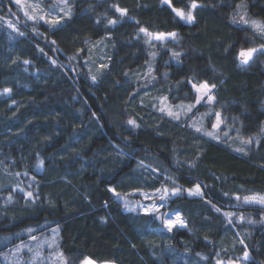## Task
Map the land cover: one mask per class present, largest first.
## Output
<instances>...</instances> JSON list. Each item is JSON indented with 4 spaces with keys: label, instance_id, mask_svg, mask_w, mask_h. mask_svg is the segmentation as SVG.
Returning <instances> with one entry per match:
<instances>
[{
    "label": "trees",
    "instance_id": "1",
    "mask_svg": "<svg viewBox=\"0 0 264 264\" xmlns=\"http://www.w3.org/2000/svg\"><path fill=\"white\" fill-rule=\"evenodd\" d=\"M69 1L71 17L50 26L0 0V236L16 244L59 227L69 264H214L245 252L244 264H264V204L245 202L264 199V54L237 58L264 37L235 23H264V0H195L191 23L162 0ZM171 2L188 10L192 0ZM141 28L176 36L152 47ZM101 39L109 60L94 82L83 63ZM151 61L170 102H195L192 83L215 84L212 111L228 135L210 139L139 104L132 75ZM170 181L183 192L164 210L186 227L166 232L122 203ZM197 184L203 195H189Z\"/></svg>",
    "mask_w": 264,
    "mask_h": 264
},
{
    "label": "rangeland",
    "instance_id": "2",
    "mask_svg": "<svg viewBox=\"0 0 264 264\" xmlns=\"http://www.w3.org/2000/svg\"><path fill=\"white\" fill-rule=\"evenodd\" d=\"M13 1L18 6L19 10L27 16V18L35 17V19H31V20H42L47 22L50 26H56L59 23L61 24L66 19L70 18L72 15V8L69 0H19V3H17V0H13ZM185 11L187 12L188 10ZM241 16H245V15L241 13ZM40 17H43V19H40ZM243 19L249 21V23L245 24L242 19L239 20V22L236 21L235 23H239L251 27L252 29H254L251 23L252 21H255L259 24H264L262 23L263 21L258 18L243 17ZM53 20L58 21V23H52ZM154 35L152 37L146 35L148 38L147 40L150 41L152 47H155L157 44L163 45L166 41L173 39V37L166 36V38L163 40H156L154 38ZM108 51H109V43L107 42L106 39L94 41L90 45L88 56L87 58L84 59L83 64H85L87 71L91 76L92 81L94 82L101 77L102 75L101 73L108 66L107 63L109 60ZM132 77L134 80L135 78L136 80H140L139 88L141 89V92H139L140 93L139 104L145 107L147 106L148 109L152 111L155 115L168 118L178 123L179 125L184 124L191 131L193 130L197 132L196 131L197 127H200L203 130L214 131L219 136V139L222 136H227L228 133L230 132L229 130H232V127L230 125L229 126L227 125L224 132L221 133V128L225 125L224 124L225 119L222 117V115L221 117L224 123L221 124L219 131L212 129V123L215 122V115L212 116V119H209L211 116H203L204 113L209 111V107H211L212 109V105L208 106L202 101L201 104L196 105V107L193 108L191 112L185 113V111L182 110L180 106L181 105L187 106L189 104H194L195 102H191V101L180 102V103L170 102L167 95L160 92L161 90L159 87L153 85L154 84L152 82L154 81L153 62L146 65L142 70L134 72ZM162 108L164 109V111H161ZM169 110L173 112H179L180 119L177 120L174 119L172 116H169L167 114ZM202 116L203 119H201ZM197 133L203 134V131ZM225 133H227V135H225ZM213 140H217V139H213ZM173 184L174 182L170 181V183L168 185H164V187H167L169 190L177 188L176 186L173 187ZM156 190L150 192L134 191L132 194L135 195L138 194L140 196L139 198L122 196L121 200L127 210L134 209L129 211H134V212L142 211L146 213L145 208L141 207V205L148 207L153 203L156 204L161 203L158 197L159 195L162 194V191L161 193H158L156 192ZM182 192L183 190L181 189L180 193ZM186 192L188 193L187 190ZM180 193H178L177 195H179ZM145 194H147L149 198H146ZM177 195H169L166 199L165 206L168 204V201L170 199H172L174 196ZM192 196L199 197L198 195H192ZM249 199L253 200L252 198ZM160 211L163 213H167L170 217H172V219H175V214L179 213L178 211L175 210L173 212H169L164 210V208H162ZM232 214L234 215L235 212H232ZM179 215L181 219L185 222L184 226L186 227L187 224L186 218L183 217L181 213H179ZM176 227H183V226L177 225ZM163 228H164L163 230H165L166 232H170L164 226ZM59 234H60V228L55 227L52 228L49 232L33 235L29 239L27 238V240L20 241L16 244H13V241L16 239V236L9 234L0 236V264H63L62 259L59 255L60 253H63L59 245L60 244ZM33 237H35V239H33ZM243 239H244L243 235L241 233L238 234L235 238L232 239L231 248L233 249L235 245H240L241 242H243ZM10 244L12 245L11 247H8L9 249H3L5 246L7 247V245ZM63 257L67 260V264H69L68 258L64 256V254ZM249 258L250 256L248 254V259H244V254H243L240 257V260L220 258L219 260H216L214 264H218V262H221V264H244L247 261H249ZM86 259H90V258H86ZM85 260L80 264H84ZM90 260L93 261L94 264H115L114 262L102 263V262H96L92 259ZM202 261L205 262V259H202ZM183 264H189V263L185 262ZM193 264H197V263H193ZM199 264H203V262H200Z\"/></svg>",
    "mask_w": 264,
    "mask_h": 264
},
{
    "label": "snow or ice",
    "instance_id": "3",
    "mask_svg": "<svg viewBox=\"0 0 264 264\" xmlns=\"http://www.w3.org/2000/svg\"><path fill=\"white\" fill-rule=\"evenodd\" d=\"M162 2L165 4H168L169 7L171 8V10L180 19L185 20L188 23H191L195 19V17L193 16V10H195L198 7V4L195 2V0H192L190 7H189L187 12L183 8L173 7L171 0H162ZM17 3H19V0H17ZM117 11L120 12L121 15H124L126 12V10H123L120 8H117ZM29 18L35 19V17H29ZM40 19H43V17H40ZM241 19L243 20V22L245 24L249 23V21L244 20L243 17ZM52 23H58V21L53 20ZM109 23L115 24L116 21L110 20ZM251 23H252L254 29L257 31V33L259 35H261L262 37H264V24H259L255 21H252ZM9 26L12 27V25H9ZM140 31L144 32L146 35H148L150 37H152L154 35L153 33L148 32V30L145 28H141ZM166 36L167 37H175L176 33H167V34L158 33V34L154 35V38L156 40H163L166 38ZM258 52L261 54H264V44H261L259 48H256V47H251V48H247V49L242 48L239 51L238 56H237V58L240 62V65L241 66L247 65L249 63V61H251L253 59L254 54H256ZM175 55H179V54L177 53ZM191 86L197 95H196L194 104H189L187 106H184V105L180 106L181 109L185 111V113L191 112L192 109L195 108L196 105L201 104L202 101L208 106H211L215 102V97L212 94L213 89H215V87H216L215 84L210 85L207 81H204V82L200 83L199 85H197L196 83H192ZM4 91L9 92L10 89H5ZM161 111H164V109L162 108ZM167 114L169 116H172L174 119H177V120L180 119V113L179 112H173V111L169 110ZM212 115H215V122L212 123V129L219 131L221 124L224 123V121L221 117V113H219V112L214 113L212 111L211 107H209V111L203 114V116H212ZM203 116L201 117V119H203ZM128 123L130 125L137 126L136 122L134 120H129ZM196 131L197 132L203 131L204 135H206L212 139L219 140V136L214 131L203 130L200 127H197ZM225 135H227V133H225ZM243 142L246 144H250V143H252V140H251V138H249L248 140H245ZM237 151H243V149H237ZM40 165L41 166L43 165V161L40 162ZM109 191L115 193V189L110 188ZM161 191H162V194L159 195V197H158V199L161 201L160 204L153 203L152 205H150L148 207H145L144 205H141V207L145 208L146 213L153 214L156 219L160 220L161 224L165 228H167L168 231H171L177 225L184 226L185 222L181 219L179 213H176L175 219H172V217H170L167 213H163L160 211L162 208L165 207L167 197L169 195H177L178 193H180L181 189L177 187V188H174L172 190H169L167 187H164L162 185V188L157 189L156 192L161 193ZM187 191H188L189 195H198V196L203 195V193L201 191V187L199 184H197L194 189H188ZM28 195L31 196L32 193L29 192ZM145 197L149 198L147 196V194H145ZM237 199H239V197H237ZM245 202L246 203L259 202V203L264 204V199H261L260 201H253L249 198H246ZM129 210H134V209H129ZM216 210L220 211L219 208H217ZM231 215H233V214L232 213H225V216H231ZM229 223H231V221H229ZM33 239H35V237H33ZM59 255L62 259L63 264H67V260L63 257V253H60ZM244 259H248V253L247 252L244 253ZM84 264H94V262L91 261L90 259H86ZM218 264H221V262H218Z\"/></svg>",
    "mask_w": 264,
    "mask_h": 264
},
{
    "label": "water",
    "instance_id": "4",
    "mask_svg": "<svg viewBox=\"0 0 264 264\" xmlns=\"http://www.w3.org/2000/svg\"><path fill=\"white\" fill-rule=\"evenodd\" d=\"M253 57H254V56H253ZM251 61H252V60H251ZM251 61H249V63H251ZM249 63H248V64H249ZM248 64H247V65H248Z\"/></svg>",
    "mask_w": 264,
    "mask_h": 264
}]
</instances>
